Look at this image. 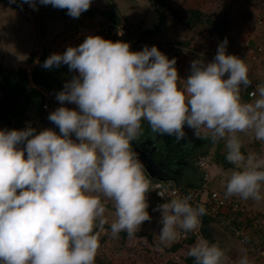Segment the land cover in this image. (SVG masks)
<instances>
[{"label":"clouds","instance_id":"1","mask_svg":"<svg viewBox=\"0 0 264 264\" xmlns=\"http://www.w3.org/2000/svg\"><path fill=\"white\" fill-rule=\"evenodd\" d=\"M23 3L33 10L38 4L66 9L78 18L92 0ZM227 44L222 40L209 62L192 60L186 77L178 75L176 59L156 45L133 51L126 41L98 34L50 54L43 68L63 64L76 73L56 93L60 106L47 117L59 132L37 131L31 124L0 129V264H95L94 229L106 223L102 197L113 203V237L134 236L151 219L146 193L159 188L150 189L131 150L142 121L154 134L174 135L177 142L185 139V125L196 138L223 140L225 159L235 166L225 195L264 199V154L243 153L238 136L250 133L264 142V84L256 85L251 102L242 101L241 88L252 81L248 66L227 52ZM157 195L166 198L155 209L161 214L162 243L198 228L203 205L194 207L189 196L167 198L160 189ZM188 255L195 264L224 259V251L207 240L197 241ZM236 264H250L244 250Z\"/></svg>","mask_w":264,"mask_h":264},{"label":"crops","instance_id":"2","mask_svg":"<svg viewBox=\"0 0 264 264\" xmlns=\"http://www.w3.org/2000/svg\"><path fill=\"white\" fill-rule=\"evenodd\" d=\"M113 3H111V0L110 2H108L107 0H92V3L89 8H99L103 10L106 8H126L124 5H127L128 7L133 6V4L130 5L125 3H116L115 5V2ZM54 9L57 8H54L51 5H46L44 10L45 15L42 16L41 21L42 19L43 21L44 19L46 20L47 16L49 18L47 20L52 21L53 18H50L49 15ZM81 15L82 18H87V15ZM53 24L54 23H52V25ZM91 24L92 26L87 25L85 28L76 27L75 29L66 30L64 32L77 34V32L80 31L90 30L93 27V23ZM258 24L259 25L252 24V27H249L251 29L260 28L264 33V21L262 20ZM47 27L51 28V24L49 25L48 23ZM40 31L43 39L46 35V32H42L41 29ZM28 33L30 34L28 35ZM20 34L21 36H19ZM34 39L35 38L31 26L29 5L26 9H24L16 5H10L8 4V2L0 0V63L9 64V61H25L26 58H28V56H30L31 54L35 55V59L38 58L42 54V52H40L41 54L39 56L36 55L39 44ZM258 45L261 46L262 44L253 41L248 33H246L243 29L238 28L233 40L228 42L226 49L228 53L237 56H240L242 52L245 53V55L243 54L245 56L244 63L248 66V72L250 73L249 77L252 80H264V51L256 62L253 63L249 59L251 53ZM55 52L56 50H52L49 54ZM16 67L19 66H11L10 64L8 66V68ZM247 91L248 89L246 87L241 89V99L244 102H251L255 97H248L246 95ZM55 100V98L49 97L47 102ZM56 102L60 104L59 101L56 100ZM52 103L53 102H51V104ZM50 107L53 108L54 111L57 107V104L54 103V105ZM51 108L44 110L43 114H41L40 116H36L32 120L26 122V125H23L20 129H23L28 124H31L38 131L43 128H53L54 130L59 132V129L54 124H52V122L49 121L46 116H44V114L46 115L52 112ZM142 127V132L144 130H148V137H143V140H139V138L144 134L141 132L142 134L140 133L137 138L132 142L138 143L139 147L141 149H144L146 154H148L149 152L153 153L154 159H157L156 162L163 171L164 176H166L167 178L174 179L185 186L198 185L199 180L202 176V170L199 169L196 165V158L205 156L211 161V171L214 175V177L209 182H207V186L213 190H218L220 192L225 193L224 185L226 178L231 174L233 170H235V166L225 159L226 149L223 140L213 142L210 137L205 139H199L193 136L192 129H186L185 139L177 142L174 135L170 136L167 134H154L151 129V126L147 122ZM72 136L73 138H75L74 134H72ZM238 136L241 140V151L243 153L247 154L253 152L264 154V142L255 140L250 133H238ZM217 153L221 157H223V162H226V165H224L222 160H219L217 158ZM261 194L264 195V185H262ZM233 197H236L241 202L246 214L256 215V217L261 220V225L264 228V199L260 201H254L252 199L244 200L241 199L239 196ZM146 199L149 204L147 210L150 214L151 219L142 223L140 230L137 232L139 235L132 237V242L134 246H136L141 251L150 248L149 240L147 237L148 235L154 236L160 243H162L158 237V233L160 231V228L162 227V225L159 223L161 214L159 211L155 210L156 206L158 204H161V202L158 201L157 198L150 191L146 193ZM102 200L104 201L106 207V223L104 225L105 227L103 226V228L95 230L96 234L98 235L100 246H102L103 243H108L110 241V237L112 236V234L109 225L112 220L115 219L113 203L103 197ZM151 206L152 208L150 209ZM147 228H149V230H147ZM195 230H199L208 242L219 243L224 248L230 264H236V260L241 254V250H244L246 252L250 264H264L263 261H260L255 257V254L253 252L246 250L242 246V244L235 240L226 230H224V228L220 227L218 224L208 219L206 220L201 217V223ZM203 231L206 234H204ZM181 233L186 234V232L181 231L179 232L175 241L162 244L170 246L171 244L175 243L180 238H182Z\"/></svg>","mask_w":264,"mask_h":264},{"label":"trees","instance_id":"3","mask_svg":"<svg viewBox=\"0 0 264 264\" xmlns=\"http://www.w3.org/2000/svg\"><path fill=\"white\" fill-rule=\"evenodd\" d=\"M1 1L6 2V0ZM190 1L192 0H152V5H155L163 15L165 23V12L168 11L172 21L177 24L181 23L185 28L202 26L195 38L175 43L196 50H207L215 55L220 41L225 38L228 42L233 40L238 30L236 22H231L228 19L227 12L222 11L215 15L224 6L225 0H198L200 3L195 7ZM95 11V8H89L81 14L92 15ZM98 12L105 18L120 22L119 14L114 8ZM41 50L42 54L38 58L35 59L34 54L26 58L25 63H33L30 71L20 66L8 68L0 63V127L20 129L29 120L43 114L48 98H55L56 93L63 88L65 82L76 75L74 71H69L67 65L63 64L52 69L43 68L41 65L50 54L45 48ZM142 129L141 124L140 133ZM144 131L139 140L148 137V130ZM217 156L219 160L224 161L218 153ZM223 163L226 165V162ZM97 229L100 228H96L94 231ZM191 233V231L186 232L184 237L170 246H166L154 236L148 235L150 248L141 251L132 242V237L139 235L138 233L130 237L126 232H121L118 235L120 243L116 254L111 258L96 256L95 264H195L194 258L188 255L189 248L194 245ZM215 244L224 251L223 264H230L224 248L219 243ZM166 253H173L176 259L172 262H165Z\"/></svg>","mask_w":264,"mask_h":264},{"label":"built area","instance_id":"4","mask_svg":"<svg viewBox=\"0 0 264 264\" xmlns=\"http://www.w3.org/2000/svg\"><path fill=\"white\" fill-rule=\"evenodd\" d=\"M6 1L21 8H27L28 6L27 3H23V0ZM132 23L124 19L120 22H114L110 19L100 17L98 22L93 23V27L90 30L77 32V35L70 33V36L66 35L62 37L66 41L56 49L55 53H63L68 46H78L89 34H98L112 41H126L130 44V49L133 51L141 50L145 45L149 47L156 45L170 59L173 57L176 59L175 66L180 77H186L189 74L190 62L192 60L200 58L205 62H209L214 58L207 50H196L175 42L155 40L145 35L140 25H134ZM259 52H261V46H258L256 51L253 50L250 58H256ZM239 57L242 60L245 58L242 54ZM226 77L227 73L225 74ZM250 80L252 83L248 86L247 96L251 98L256 90V85L264 84V82L260 79ZM242 88L244 87L242 86ZM0 129H8V127L1 126ZM186 129L190 128L185 125L184 130ZM196 165L202 170V176L199 184L195 186H185L171 178L156 180L151 178L144 168L143 170L146 178L150 182V189L158 187L166 193L167 198L189 196L190 203L194 207L203 205L206 209V213L202 216L203 218L224 228L246 250L253 252L255 257L264 263V228L261 225V220L256 215L246 214L243 205L236 197L226 196L225 193L213 190L207 186V182L214 177L211 171V161L207 157H198ZM159 189H153L150 192L153 193L158 201L163 203L166 198L157 195ZM184 236L185 233H181V237ZM191 237L194 244L199 240H206L199 230H194L191 233Z\"/></svg>","mask_w":264,"mask_h":264},{"label":"rangeland","instance_id":"5","mask_svg":"<svg viewBox=\"0 0 264 264\" xmlns=\"http://www.w3.org/2000/svg\"><path fill=\"white\" fill-rule=\"evenodd\" d=\"M107 1L110 2V0H107ZM199 1L198 0H192L190 2L195 7V6L199 5V3H200ZM113 2H115V5H116V3L117 4L125 3V4H130V5L133 4V6H131L132 8L128 7L127 5H124L126 8H119V9L114 8V9H116L117 13L119 14L120 21L124 19L127 22L131 21V22H133L132 24L140 25V26L142 25L143 16L146 15L149 12L150 8L152 7V0H114V1L111 0V3H113ZM113 5H114V3H113ZM106 9H108V8H106ZM54 10H52V12L49 15L50 18H53V20L49 22V25L51 24V28H48L45 25H41V19H40L39 30L41 29L42 32H44V33L46 32L45 33L46 35L44 36L43 39L41 36V42L38 45V51L36 53L37 56H39L41 54L40 52H41L42 48H46L47 52L50 53L52 50H56V49H58L59 46L63 45L64 41H66V40H63L62 37L66 36V35L70 36L69 32L65 33L64 31L70 30V29H75L76 27L77 28H85L86 27V25L84 24L85 21L87 23H90V22H92V20H94L93 18H90L91 21L90 20H84L86 18H80V16L82 17V15H80L78 18L70 17L69 15H67L66 9L57 8ZM95 10L101 11V9H99V8L95 9ZM222 11H224L225 13L227 12L229 15L228 19L231 20V22H236L238 25V28H241L246 33H248L249 36H251V39L253 41L259 42L260 44L263 45V46L261 45V52L258 53V56L256 58H254V59L249 58L251 62H253V63L256 62L260 58L261 54L264 51V49H263V47H264V37H263L264 33L260 28L251 29L249 26L252 27V24L253 25L254 24L259 25L258 24L259 22H261L262 20L264 21V0H225L224 6H222L221 9H219L215 13V15L217 13L222 12ZM165 14H166L165 19H166L167 25L165 24L163 28H159L157 31L151 32V33H153V35L155 34L156 37H158L160 39L159 41H166V42H178L181 40L186 41L192 37L195 38L202 28L201 25L191 27V28H185L181 23L177 24L174 21H172L171 17L168 14V11H166ZM43 15H45L44 11H43ZM84 16H86V15H84ZM80 19H83V22H81ZM52 23H54V24L52 25ZM262 24H260V25H262ZM31 26H32V23H31ZM32 31H33V28H32ZM156 33H158V34H156ZM29 34L30 33H28V35ZM40 34H41V31H40ZM19 36H21V34ZM34 38H35V36H34ZM34 40H36V39H34ZM242 40H243V38H242ZM258 46H260V45H258ZM258 46L255 47V49H254L255 51H256V48ZM241 54L245 55L244 52H242ZM212 55L215 56L214 54H212ZM25 62L26 61H18V62L9 61V64L11 66H13V65L17 66L18 65V66L24 67L28 71H30V68L33 65V63H25ZM1 64L3 66H6V67L9 66L8 63H1ZM248 76H250L249 72H248ZM262 81L264 82L263 79H262ZM51 102H53V103L51 104ZM51 102L50 101L46 102L47 104L44 106V110L50 109L51 108L50 106L54 105V103L57 104V107L60 106V104L57 103L56 100L51 101ZM65 105L69 108H75L76 107V105L69 104L67 102H65ZM51 109L53 111V108H51ZM48 115H49V113L46 115L44 114V116H46V117H48ZM146 122L147 121H142L141 122L142 126H144L146 124ZM147 230H149V228H147ZM119 243H120V237L119 236H116V237L111 236L110 241L108 243H103L102 246L99 245L96 256L111 258L112 256H114L116 254L117 248L119 247ZM175 259H176V257L173 253H168V254L166 253L165 254V262H167V263H168V261L172 262Z\"/></svg>","mask_w":264,"mask_h":264},{"label":"water","instance_id":"6","mask_svg":"<svg viewBox=\"0 0 264 264\" xmlns=\"http://www.w3.org/2000/svg\"><path fill=\"white\" fill-rule=\"evenodd\" d=\"M46 5H39L36 10L29 7L30 19L33 28V34L35 36L36 42L39 44L41 42V34L39 30V22L41 17L43 16V11L45 10ZM164 21L161 13L157 10L155 5H152L148 14L144 19V23L142 26V32L152 31L155 28H162L164 26ZM42 52V50H41ZM132 144V152L135 154L136 158L142 164L143 168L149 174V176L156 180H164L167 177L164 176L163 171L159 167L158 163L153 158L152 154L147 155L144 149L139 147V144L136 142H131ZM148 156V157H147ZM204 232V231H203ZM204 234H206L204 232Z\"/></svg>","mask_w":264,"mask_h":264},{"label":"flooded vegetation","instance_id":"7","mask_svg":"<svg viewBox=\"0 0 264 264\" xmlns=\"http://www.w3.org/2000/svg\"><path fill=\"white\" fill-rule=\"evenodd\" d=\"M148 14V13H147ZM146 14V15H147ZM49 15V14H48ZM146 15H144L143 16V19H142V25H141V28H142V26H143V23H144V19H145V17H146ZM87 18L86 19H84V20H90V18H93L94 20L92 21V22H90V23H87L86 21L84 22V24L87 26H92L91 25V23H96V22H98L99 20H100V17H103V15H101L98 11H95L92 15H87L86 16ZM162 17H163V15H162ZM80 18H82L81 16H80ZM103 18H105V17H103ZM47 19H49L48 18V16H47ZM45 20L44 19V21H43V19H42V21H41V24H43V25H45L46 27H47V25H48V23L50 22L49 20ZM106 19H108V18H106ZM119 19H120V17H119ZM140 19V18H139ZM80 21L81 22H83V19H80ZM91 21V20H90ZM111 21H113V20H111ZM166 25H167V23H165ZM164 24V25H165ZM164 27V26H163ZM162 27V28H163ZM159 28H155V29H153L152 31H145L144 32V34H146V35H148V36H150V37H152V38H154L155 40H160L158 37H156V35L154 34L153 35V33H151V32H155V31H157ZM75 35H77L76 33H74ZM156 34H158V33H156ZM152 154V156H153V153H151V152H149L147 155H151ZM148 157V156H147ZM153 158H154V156H153ZM157 159L155 158V161H156Z\"/></svg>","mask_w":264,"mask_h":264}]
</instances>
